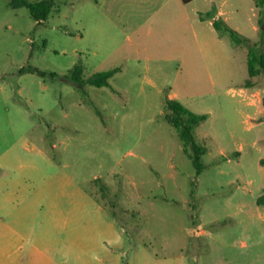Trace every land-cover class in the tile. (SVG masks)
Masks as SVG:
<instances>
[{
    "label": "rangeland",
    "instance_id": "obj_1",
    "mask_svg": "<svg viewBox=\"0 0 264 264\" xmlns=\"http://www.w3.org/2000/svg\"><path fill=\"white\" fill-rule=\"evenodd\" d=\"M162 1L55 0L37 23L0 0V192L41 204L19 264H264V6ZM75 66L118 71L81 89ZM170 100L206 117L199 175Z\"/></svg>",
    "mask_w": 264,
    "mask_h": 264
},
{
    "label": "trees",
    "instance_id": "obj_2",
    "mask_svg": "<svg viewBox=\"0 0 264 264\" xmlns=\"http://www.w3.org/2000/svg\"><path fill=\"white\" fill-rule=\"evenodd\" d=\"M184 4L191 3L194 0H181ZM55 0H42L39 2H28L27 0H11V7L14 9L27 8L30 11L32 18L37 22H44L47 20L49 14L54 7ZM258 6H264V0H259ZM260 25L264 26L263 22ZM216 29H221V25L218 22H214ZM230 32L231 38L237 43H247V40L241 38L237 32L227 29ZM248 72L250 80L247 81L246 86H253L252 79L261 74L264 75V51L260 52L255 47H250L248 51ZM33 72L42 73L38 69H32ZM118 70H110L99 72L84 79L82 76V66H75L70 72L69 78L78 87L83 89L87 85L94 87H104L109 85V79L114 76ZM168 109L172 112L167 117L168 123L174 127L178 133L180 140L188 147L192 154V162L199 175L203 170V164L201 163V157L205 154V148L199 146L194 138V129L201 121L206 117L204 115H196L183 106L176 100H170L167 102ZM258 203L264 204V198H261Z\"/></svg>",
    "mask_w": 264,
    "mask_h": 264
},
{
    "label": "crops",
    "instance_id": "obj_3",
    "mask_svg": "<svg viewBox=\"0 0 264 264\" xmlns=\"http://www.w3.org/2000/svg\"><path fill=\"white\" fill-rule=\"evenodd\" d=\"M157 1L146 0L151 5ZM162 2L165 5L167 0ZM24 199V193L13 190L9 186L5 188V191L0 192V203L10 206L4 209L7 211L6 214L0 216V264H10V262L19 264L22 256L35 257V252L41 253L42 251L39 236L35 233V230H39L41 226L39 217L36 219V216L41 214V204L34 200L26 207ZM8 215L12 216L10 221ZM25 245L28 250H25ZM29 248L32 251L29 252Z\"/></svg>",
    "mask_w": 264,
    "mask_h": 264
}]
</instances>
